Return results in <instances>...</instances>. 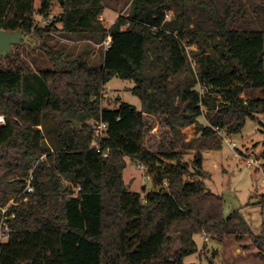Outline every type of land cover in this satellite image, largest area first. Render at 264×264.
<instances>
[{
  "label": "trees",
  "instance_id": "obj_1",
  "mask_svg": "<svg viewBox=\"0 0 264 264\" xmlns=\"http://www.w3.org/2000/svg\"><path fill=\"white\" fill-rule=\"evenodd\" d=\"M104 2L0 0V31L36 38L52 63L30 72L21 46L0 58V264H184L195 235L249 237L264 251V217L258 235L238 211L224 217L201 154L221 148L220 132L264 117V0H131L108 29ZM54 3L61 12L46 31L110 37L100 65L44 44L34 15L48 19ZM113 78L133 84L139 110L121 99L102 105ZM153 119L172 136L156 152L144 145ZM92 120L107 125L100 152ZM185 150L196 151L191 163ZM125 158L146 169L154 191L130 192Z\"/></svg>",
  "mask_w": 264,
  "mask_h": 264
},
{
  "label": "rangeland",
  "instance_id": "obj_2",
  "mask_svg": "<svg viewBox=\"0 0 264 264\" xmlns=\"http://www.w3.org/2000/svg\"><path fill=\"white\" fill-rule=\"evenodd\" d=\"M130 3L131 0H105V9L100 17L102 25L108 29L119 16H126ZM35 7H38L37 1ZM60 12L59 5L54 3L48 19L43 20L35 14L36 26L46 31L52 18L58 16ZM168 15L170 16V13ZM59 27V24H56L54 28L50 27L49 31L44 33L42 38L44 44L57 51L64 59H74L80 55L91 65L101 64L103 42L95 43L86 36L63 34L59 31ZM28 37L30 40L21 45V57L30 72L52 69V63L40 47V42L34 37ZM13 51L14 46L10 53H2L1 58L12 54ZM132 87L133 84L129 81L113 78L104 88L105 97L102 100V105L113 107L116 105L115 99L119 97L121 102H126L139 110V100L126 90ZM252 96L261 97V92H252L242 97L245 100ZM151 122L153 128L145 135L144 145L149 150L156 152L161 146L172 142V136L167 128L161 126L158 119H153ZM185 133L188 135L189 141L195 137L191 129H187ZM44 134L46 143L52 148L55 127L48 123ZM218 135L222 140L221 148L201 152L203 170L209 175L204 183L209 192L222 198L224 217L238 211L253 233L258 235L264 217V208L260 205L261 196L264 194L262 173L264 117L258 115L255 120L246 119L239 134L226 136L224 132H220ZM195 152L183 151L182 162L191 163ZM41 160H44V157ZM248 160L254 162L248 166L246 162ZM125 163L123 180L131 193L140 194L143 197L155 190L151 178L143 166L129 158H125ZM194 241L196 252L186 257L183 260L184 264H264V259L261 256L264 255V251H259L249 237L237 241L233 236H224L221 241H215L205 235H195ZM178 244L179 240L176 238L170 250H173Z\"/></svg>",
  "mask_w": 264,
  "mask_h": 264
},
{
  "label": "built area",
  "instance_id": "obj_3",
  "mask_svg": "<svg viewBox=\"0 0 264 264\" xmlns=\"http://www.w3.org/2000/svg\"><path fill=\"white\" fill-rule=\"evenodd\" d=\"M169 18V15H166V19ZM104 45V50L109 48L110 45V37H106V39L103 41ZM90 125L92 126L93 129V138L91 141V148L95 149L97 152L101 151V144L103 139L106 138V131H107V125L103 123L102 121H90ZM104 157H106V154H103ZM247 165L250 166L254 161L248 160L246 161ZM31 179V178H30ZM31 187H27V192H31ZM79 188H77V191ZM5 235V234H2Z\"/></svg>",
  "mask_w": 264,
  "mask_h": 264
},
{
  "label": "water",
  "instance_id": "obj_4",
  "mask_svg": "<svg viewBox=\"0 0 264 264\" xmlns=\"http://www.w3.org/2000/svg\"><path fill=\"white\" fill-rule=\"evenodd\" d=\"M28 40L30 38L24 36L20 31H0V58L2 53L8 54L13 46H21L23 43L28 42ZM116 99L118 100L120 98L117 97Z\"/></svg>",
  "mask_w": 264,
  "mask_h": 264
},
{
  "label": "crops",
  "instance_id": "obj_5",
  "mask_svg": "<svg viewBox=\"0 0 264 264\" xmlns=\"http://www.w3.org/2000/svg\"><path fill=\"white\" fill-rule=\"evenodd\" d=\"M60 26V25H59ZM60 28V27H59Z\"/></svg>",
  "mask_w": 264,
  "mask_h": 264
}]
</instances>
